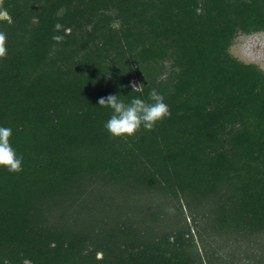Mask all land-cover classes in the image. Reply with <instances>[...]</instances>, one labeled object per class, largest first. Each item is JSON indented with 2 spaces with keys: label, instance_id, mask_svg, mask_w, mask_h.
Instances as JSON below:
<instances>
[{
  "label": "trees",
  "instance_id": "trees-1",
  "mask_svg": "<svg viewBox=\"0 0 264 264\" xmlns=\"http://www.w3.org/2000/svg\"><path fill=\"white\" fill-rule=\"evenodd\" d=\"M264 0H0V264H264Z\"/></svg>",
  "mask_w": 264,
  "mask_h": 264
},
{
  "label": "rangeland",
  "instance_id": "rangeland-1",
  "mask_svg": "<svg viewBox=\"0 0 264 264\" xmlns=\"http://www.w3.org/2000/svg\"><path fill=\"white\" fill-rule=\"evenodd\" d=\"M231 53L245 62L257 63L264 69V31L239 34L231 47Z\"/></svg>",
  "mask_w": 264,
  "mask_h": 264
}]
</instances>
